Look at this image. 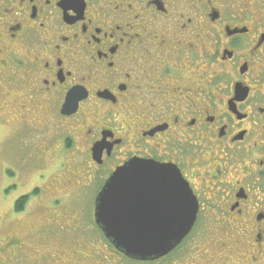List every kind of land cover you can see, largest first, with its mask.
Instances as JSON below:
<instances>
[{"label": "flooded vegetation", "instance_id": "af4514ba", "mask_svg": "<svg viewBox=\"0 0 264 264\" xmlns=\"http://www.w3.org/2000/svg\"><path fill=\"white\" fill-rule=\"evenodd\" d=\"M0 125L32 148L51 136L54 151L81 142L87 173L73 181L94 189V202L133 157L177 167L195 221L169 253L138 260L264 264V0H0ZM48 181L42 195L59 201V181L52 195ZM154 205L144 213L155 217ZM43 207L1 214V244L37 253L30 232L53 238L42 247L62 264H99L80 255L97 248L93 234L61 228L66 216ZM90 229L130 258L95 213Z\"/></svg>", "mask_w": 264, "mask_h": 264}, {"label": "rangeland", "instance_id": "374dc122", "mask_svg": "<svg viewBox=\"0 0 264 264\" xmlns=\"http://www.w3.org/2000/svg\"><path fill=\"white\" fill-rule=\"evenodd\" d=\"M18 131H12L10 125H0V219H2L1 214L22 216L34 209L32 214H39L44 211V204L48 206L52 204L54 210L66 216L65 226L61 228L80 227V229H85L88 233L93 234L88 237L87 244L89 241L97 242V248H92L87 244V246L80 247L82 257L93 252L92 256L97 254V259L91 261L94 263L98 261L99 264H150L135 258H127L114 249H110L109 246H106L103 235H94L90 229V221L93 219L95 208L94 196L96 191L83 185L81 187L79 183L73 181L87 173L84 145L79 141H74V149L72 146L67 147L68 150H62L61 142L57 141L60 144V149L54 151L55 147L52 144L56 145V143L51 136L48 139L35 140L34 142L40 144L32 148L29 141L24 139L25 136ZM48 141L50 142L48 148L44 152L41 151V147ZM43 153L44 155H42ZM46 180H49L47 185L51 186L49 195L55 192L52 184L57 180L59 181L60 191L58 195H61L59 201L45 200L47 196L42 195V193L44 192L43 185ZM68 180L73 182H67ZM37 185L40 187L36 188ZM24 194H29L28 200L25 202V207L17 211L15 202ZM20 220H22L21 225L26 224L29 226L31 222L28 219ZM1 224L2 220L0 226ZM77 224L79 225L77 226ZM7 227L0 229V238L4 234L2 231ZM40 233L44 234L43 232ZM24 239L30 249L36 250L38 254L35 252L29 253L28 251L27 253L18 252L15 255L5 244H1L3 241L0 239V264H62L59 257L54 255L56 252L47 251L46 247H42L43 245L49 246L52 244L53 238H37L36 235L26 232ZM53 245H55V242ZM56 248L54 247L55 250ZM71 257L72 254H69L66 258ZM73 260H75V254Z\"/></svg>", "mask_w": 264, "mask_h": 264}, {"label": "water", "instance_id": "95a60500", "mask_svg": "<svg viewBox=\"0 0 264 264\" xmlns=\"http://www.w3.org/2000/svg\"><path fill=\"white\" fill-rule=\"evenodd\" d=\"M153 159L133 157L106 179L95 200L104 235L137 259L169 253L190 231L198 202L181 171ZM150 192V193H149ZM156 216L144 213L155 206Z\"/></svg>", "mask_w": 264, "mask_h": 264}, {"label": "trees", "instance_id": "16d2710c", "mask_svg": "<svg viewBox=\"0 0 264 264\" xmlns=\"http://www.w3.org/2000/svg\"><path fill=\"white\" fill-rule=\"evenodd\" d=\"M28 194H25V195H22L20 196L16 202H15V207H16V210L19 211V210H22L25 206V202L26 200H28Z\"/></svg>", "mask_w": 264, "mask_h": 264}, {"label": "bare ground", "instance_id": "6f19581e", "mask_svg": "<svg viewBox=\"0 0 264 264\" xmlns=\"http://www.w3.org/2000/svg\"><path fill=\"white\" fill-rule=\"evenodd\" d=\"M146 10V9H145ZM159 36V35H158ZM147 37H149V36H147ZM152 37V36H151ZM152 41H154V39L152 40ZM166 48V47H165ZM188 49H190V48H188ZM179 52V51H178ZM174 54V53H173ZM196 57V56H195ZM153 113V112H152ZM2 116V115H1ZM10 118V117H9ZM80 121V120H79ZM8 122V121H7ZM83 128V127H82ZM121 128V127H120ZM140 128V127H139ZM126 133V132H125ZM57 137V136H56ZM218 256V255H217Z\"/></svg>", "mask_w": 264, "mask_h": 264}]
</instances>
